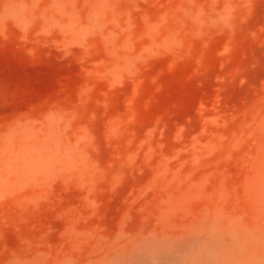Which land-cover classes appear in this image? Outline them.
<instances>
[{
    "label": "rangeland",
    "instance_id": "374dc122",
    "mask_svg": "<svg viewBox=\"0 0 264 264\" xmlns=\"http://www.w3.org/2000/svg\"><path fill=\"white\" fill-rule=\"evenodd\" d=\"M0 264H264V0H0Z\"/></svg>",
    "mask_w": 264,
    "mask_h": 264
}]
</instances>
